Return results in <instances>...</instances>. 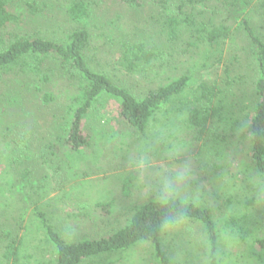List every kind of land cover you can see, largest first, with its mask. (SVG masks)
Listing matches in <instances>:
<instances>
[{
    "label": "trees",
    "instance_id": "16d2710c",
    "mask_svg": "<svg viewBox=\"0 0 264 264\" xmlns=\"http://www.w3.org/2000/svg\"><path fill=\"white\" fill-rule=\"evenodd\" d=\"M257 15L264 0H0V164L12 173L0 181V198L10 192L20 202L3 222L0 264H32L24 219L38 225L30 236L42 233L51 256L34 264H115V255L142 245L151 264H175V236L187 238L193 225L205 247L202 256L186 252L185 264H264V25L255 24ZM230 38L244 46L239 56L225 47ZM225 52V74L200 78L193 91L196 72L175 73L189 55L211 67L223 64ZM152 124L172 138L182 128L195 150L212 143L217 158L218 148L243 146L246 177L222 225L213 207L186 194H147L123 222L112 218V202L80 199L91 173L84 154L102 157V143L114 141L105 129L123 138ZM134 184L128 174L121 191L131 194ZM72 199L77 211L65 213L60 204ZM80 222L91 225L80 229ZM187 223L186 232L176 229Z\"/></svg>",
    "mask_w": 264,
    "mask_h": 264
},
{
    "label": "rangeland",
    "instance_id": "374dc122",
    "mask_svg": "<svg viewBox=\"0 0 264 264\" xmlns=\"http://www.w3.org/2000/svg\"><path fill=\"white\" fill-rule=\"evenodd\" d=\"M247 9L250 11L249 7ZM248 10L246 11V14L249 12ZM240 20L241 18L235 22L234 26L238 25ZM255 21V24L259 25L262 29L264 25V15L262 17L257 15ZM234 43L237 42L230 38V40L227 41V44H225V47L232 51L237 50L238 48L239 51L236 52V55L239 56V54L244 52V46ZM227 53L228 52H225L223 56V64H217L216 62V64L211 67L209 64L207 66H202L203 64L199 57L189 55V57L185 58V62L182 60L174 64L176 68L175 73H181L184 71L196 72L195 79L190 87L193 91V88L196 87L200 78L209 79L211 75L220 78L225 74L224 62L227 61ZM195 58L196 60H194ZM166 76L167 75H161L158 77L166 79ZM151 77L154 78L155 76L151 75ZM237 80L238 78H234L233 81ZM248 85L249 82L247 81L244 86V91ZM243 101L244 97L242 99V102ZM107 115L110 117L108 111ZM237 115L241 118V111H239ZM114 116L115 114H113V117ZM115 123L119 122L116 120ZM208 125L213 128L212 121ZM115 126L118 128V125ZM174 126L177 127L175 124L172 129L175 128ZM105 130H107L106 132L108 136L113 134L114 141L110 142V139L102 140L105 141L101 145V150L98 149V153H100V155L104 153V156L95 158L92 153L91 156H88L86 153L84 154L85 159H89L88 166L91 167V173L87 175L85 179L86 183L84 184L82 195L80 197L82 201L83 199L90 202L93 201V199L94 201L97 199H104L112 202V218L120 222H123L126 213L129 212L135 204L139 203L141 198L147 194H150L153 197L163 198L186 194L189 196V199L194 200L195 198L197 201L213 207L217 220H219L221 225L224 223V217L233 213V211L235 212L236 207H233L230 210L227 203L231 195L234 196L235 193L237 195L240 191V180L243 177H246L241 171V169H244V165L240 163L239 158L241 157V154L244 153L241 144H239L238 148L234 146H228L227 149L226 147L224 148V146L218 148L222 152V155L221 158H217L214 155L215 149H213L212 143L210 145L200 144L198 150H195V147H197V144H195L196 142L189 138L182 128L179 130L175 128L173 130L175 133H177V131L179 133V135L174 138L169 136L168 129L165 131L161 126L158 127L156 124H152L145 134H129L127 131V133H125L127 135H124L123 138H120L113 133L116 130L113 126L108 127ZM106 143L108 144L106 145L107 148L104 147V144ZM5 160L8 162L7 160H9V158L6 157ZM6 171V164L5 161H3L0 164V181L4 178H10L12 175L10 171ZM128 174H133L135 176V184L131 190L132 193L125 195L121 191V188L123 186V180ZM14 175L16 178L15 172ZM237 177L238 179L235 180ZM69 187L70 186H67V189H69ZM161 192L164 194L159 196ZM12 194L14 195L15 192ZM55 194V191L51 193L52 196ZM79 194H81V192L77 191L76 195ZM5 195L8 197L11 196L12 198H0V232L1 230H7L8 225L3 222L7 217H10L11 214H13L12 210L14 211L16 210V207L20 206V202L15 198V195L13 197L10 192H7ZM101 196L104 197L101 198ZM74 199L70 201V204H60V207H65V213L77 211L76 202H73ZM236 200L237 197L235 196L233 202L237 203ZM32 208L33 207L29 208L27 214L32 212ZM16 215H19V212H16ZM189 223H187V225ZM23 224H25V227L21 229V234H24L23 237L25 244H27L26 236L29 238L30 243L27 247V251L34 254V258H31L32 264L40 263L41 261H50L51 256L49 251L45 252L44 246L42 247V244H45L47 247L45 236L38 232L30 236V233L38 228V225L29 224L27 219L23 220ZM78 225L80 226V229H84L87 227L89 228L91 224L88 223L82 225L80 222ZM189 227H191V224L188 226H186V224H181L180 226H177L176 229H182L186 232ZM187 232V238H184L183 236L177 238L175 236V245L177 248H180L178 249L179 251L174 254V260L177 262L175 264H185V261L189 259L186 257V252H194L197 250L199 256L203 255L202 251L205 247V236L199 226L193 225L190 231ZM176 234H182V232L177 231ZM201 241H203V243ZM24 243H22V246L25 245ZM194 243H196L195 246ZM183 246L185 247L183 248ZM234 246H236L234 247L236 250L239 248V244H234ZM244 247V245H240L241 250H243ZM149 248L148 245H142L129 250L120 256L115 255V264H151L154 261L151 260L152 257L149 255ZM49 249H51V247H49ZM25 252L23 248L20 247L19 253L24 254ZM191 259L194 261L195 258ZM195 262L196 261H194V263Z\"/></svg>",
    "mask_w": 264,
    "mask_h": 264
}]
</instances>
